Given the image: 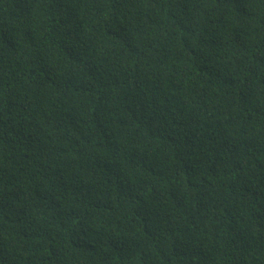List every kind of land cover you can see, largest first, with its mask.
I'll use <instances>...</instances> for the list:
<instances>
[{"label": "trees", "instance_id": "16d2710c", "mask_svg": "<svg viewBox=\"0 0 264 264\" xmlns=\"http://www.w3.org/2000/svg\"><path fill=\"white\" fill-rule=\"evenodd\" d=\"M0 264H264V0H0Z\"/></svg>", "mask_w": 264, "mask_h": 264}]
</instances>
